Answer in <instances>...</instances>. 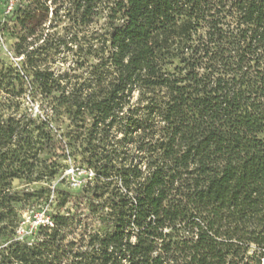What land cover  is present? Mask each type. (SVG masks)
Returning a JSON list of instances; mask_svg holds the SVG:
<instances>
[{
  "label": "trees",
  "instance_id": "1",
  "mask_svg": "<svg viewBox=\"0 0 264 264\" xmlns=\"http://www.w3.org/2000/svg\"><path fill=\"white\" fill-rule=\"evenodd\" d=\"M35 3L12 14L16 51L51 115L70 121L57 140L93 172L82 189L104 231L56 214L17 236L19 207L51 188L21 195L14 182H52L60 165L42 156L63 157L49 122L20 112L18 76L0 112V264H262L264 0ZM50 10L70 23L64 35L38 32ZM101 16L105 31L92 27ZM43 51L73 66L55 77Z\"/></svg>",
  "mask_w": 264,
  "mask_h": 264
},
{
  "label": "rangeland",
  "instance_id": "2",
  "mask_svg": "<svg viewBox=\"0 0 264 264\" xmlns=\"http://www.w3.org/2000/svg\"><path fill=\"white\" fill-rule=\"evenodd\" d=\"M28 4H32L33 8L36 6L35 0H14L13 11L7 13V1L4 0L0 3V74L3 72L4 75H6L3 86L1 87L2 89H0V112L5 114H10L12 112L7 111V107L14 101L13 94L18 90L20 82L18 76H20L22 78V83L25 84L26 89L28 90L24 96L25 99L21 101L23 102V106L20 112H25L26 114L33 116L38 122L43 120L48 121L49 126L54 129L55 135L59 134V130L62 133H66L70 126L68 117H56L51 115L53 113L52 108L54 107L53 99L46 98L44 95L40 94L37 87L33 84L32 78L26 72L27 68L25 66L24 55H19L16 51L18 37L20 34H23V31L20 26L16 24L15 17H13L12 14L15 10L19 9V7H25ZM36 14L39 16L42 15L40 11H37ZM108 23L109 21L107 18L101 16L98 24L93 25L92 27L105 31L108 29ZM5 24L7 25L5 26ZM70 26V23H68L67 19L63 17V14L52 18V12L50 10L47 21L40 26L38 32H50L51 34L58 33L59 35H64L65 29ZM35 46L36 45H34V47ZM31 49L32 48H29V50ZM41 57L46 60L45 66H48L50 71L55 72V77L69 71L70 65H72V58L68 56L67 53L61 52L56 55H51V52L47 53L46 51H43ZM74 72L80 74L83 72V69H76ZM30 86L36 90L33 96L31 95L32 88ZM8 90L11 92L10 95L6 94ZM33 99L34 101H32ZM48 115L50 117H48ZM57 139L58 135L55 136V141L58 146H61ZM62 148L63 147L61 146L59 147V151H56V154L63 156L61 158L53 157L52 153H50L52 151H49V153L47 152L42 156V158L50 164L57 162L60 165L59 173L52 182L48 184L35 183L30 186L24 182H14L15 190L21 195L25 194L28 190H39L45 186L51 188L50 193L46 195L47 199H45V202L40 206L32 207L31 205L23 204V207H19L21 220L17 230L21 228L25 231L22 232L21 235L16 231L17 235L24 236L25 238L32 236V238H34L39 233L40 225L38 224L37 219L43 216L44 219L51 222L52 217L56 214L67 216L77 215L78 218H82L83 223L87 225V230H93L95 232L104 231V228L101 226L97 218L89 214L91 202L90 196L87 192L83 191L82 186L78 187L71 184V178L73 176H79L84 185L86 180H88L86 173L89 170L80 168L79 163L68 155L69 151L63 152L61 150ZM78 172H80V174ZM73 173L76 174L74 175ZM36 215H38V218H36ZM24 237H20V239ZM262 264H264V260H262Z\"/></svg>",
  "mask_w": 264,
  "mask_h": 264
},
{
  "label": "built area",
  "instance_id": "3",
  "mask_svg": "<svg viewBox=\"0 0 264 264\" xmlns=\"http://www.w3.org/2000/svg\"><path fill=\"white\" fill-rule=\"evenodd\" d=\"M4 0H0V3L1 2H3ZM7 1V6H8V10H7V13H10V12H12L13 11V7H14V0H6ZM79 174H80V172H78ZM74 174V173H73ZM76 174V173H75ZM74 174V175H75ZM78 174V175H79ZM86 177H88V180H86V182L87 181H89V180H91L92 178H93V176H94V174H93V172L92 171H88L87 173H86ZM71 184L72 185H75V186H78V187H81L82 185H83V181L80 179V177L79 176H76V177H72L71 178ZM36 218H38V215H36ZM37 221H38V224H41V223H47V224H50L51 225V222L49 221V220H46V219H44V217L43 216H41L40 218H38L37 219ZM21 229V228H20ZM18 229L17 230V233H19V235H21V233L22 232H24L25 230L24 229ZM19 235H17L19 238L20 237H24V236H19Z\"/></svg>",
  "mask_w": 264,
  "mask_h": 264
}]
</instances>
